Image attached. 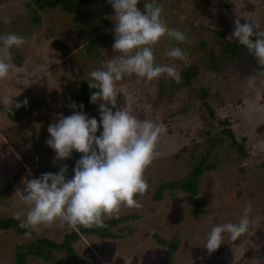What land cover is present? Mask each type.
I'll return each instance as SVG.
<instances>
[{"label": "rangeland", "instance_id": "1", "mask_svg": "<svg viewBox=\"0 0 264 264\" xmlns=\"http://www.w3.org/2000/svg\"><path fill=\"white\" fill-rule=\"evenodd\" d=\"M157 2L167 24L185 31L191 41L180 45L188 51L185 61L164 54L175 41L161 38L154 45L156 62L172 64L182 79L177 83L161 76L146 82L126 75L117 82L116 99V108L166 127L157 143L158 155L144 173L149 188L137 196L140 209L122 206L111 215H135L112 229L119 238L81 235L72 246L86 264H157L165 256V247L153 234L166 240L177 235L179 243L171 264H264V71L246 47L241 58H227L221 51L226 40L234 39L235 19L241 23L245 17L257 20L264 29V0ZM34 8L39 15L36 23L32 21ZM137 8L144 10L143 0ZM114 23L108 0H90L73 14L59 8L39 10L31 0H0V34L16 33L27 39L21 48L9 50L15 69L0 80V215L13 216L26 207L15 193L23 189L22 180L55 173L63 165L67 171L73 170L82 155L73 150L70 158L55 159L54 150L46 143L47 128L58 115L75 111L69 105L78 104L88 73L117 54L112 48ZM217 29L224 36L216 33ZM90 44H95L96 50L90 48L88 53ZM34 65L43 69L40 79L32 82L27 73ZM187 67L196 72L185 84L183 71ZM249 78L255 80L253 87L248 86ZM86 91L92 111L99 114V104L107 102H90L91 93L97 90L88 84ZM224 118L228 121L225 127L232 129L237 143H243L244 152L227 137L212 149L207 161L214 168L200 176L198 185L206 212L194 217L193 196L180 190H165L154 200L152 195L161 181L180 178L192 168L205 152L207 139L219 135L223 127L219 121ZM98 130L100 135L99 120ZM72 175L66 173V178ZM245 205L252 208L249 232L235 241L226 239L209 253L203 243L211 227L238 221ZM23 219L21 216L20 223ZM72 228L55 221L38 227L35 233L60 241ZM25 240L12 230H0V264H14L15 247ZM26 264H71V260L64 253L53 252L50 260L28 256Z\"/></svg>", "mask_w": 264, "mask_h": 264}, {"label": "clouds", "instance_id": "2", "mask_svg": "<svg viewBox=\"0 0 264 264\" xmlns=\"http://www.w3.org/2000/svg\"><path fill=\"white\" fill-rule=\"evenodd\" d=\"M108 2L114 10L112 48L117 54L91 70L87 80L89 87L97 90L91 93L90 102H107L98 106L100 135H96L97 118L88 117L83 111H73L68 116L60 114L55 123L49 124L46 143L54 150L55 159L70 158L73 150L82 155L73 167L71 178H66L67 165H63L55 173L45 172L22 180L23 189L15 193L26 207L15 211L13 216L24 217L21 226L25 228V237L30 238L38 227L55 221L69 227L103 228L105 218L119 212L122 206L140 209L142 204L137 196L149 188L144 173L158 155L157 143L166 127L163 123L138 118L123 107L116 108L117 82L126 75H135L146 82L166 76L179 83L182 77L175 66L156 62L154 45L161 38L175 41L164 54L185 61L188 51L180 45L191 41L185 31L167 24L164 9L157 0H143V11L137 8L139 0ZM245 18L244 23L235 19L231 36L248 49L260 71H264V29L257 20ZM26 42V37L16 33L0 34V80L7 79L15 69L9 50L21 48ZM42 69V65L32 66L28 78L32 82L39 80ZM247 83L253 87L254 78H249ZM23 103L26 105L27 101ZM20 106V102L15 105ZM69 106L77 108L75 102ZM79 107L83 109V104ZM251 212V206L245 205L238 221L213 225L204 248L211 253L226 239L235 241L248 233Z\"/></svg>", "mask_w": 264, "mask_h": 264}, {"label": "trees", "instance_id": "3", "mask_svg": "<svg viewBox=\"0 0 264 264\" xmlns=\"http://www.w3.org/2000/svg\"><path fill=\"white\" fill-rule=\"evenodd\" d=\"M34 6L39 10H52L55 8H59L65 13L73 14L79 13L82 7L88 3L90 0H31ZM29 5V4H28ZM225 6H229L228 3H224ZM34 16L32 17L33 22H38L39 15L34 8L33 10ZM108 22V21H105ZM221 36H224L223 32L220 29L215 30ZM107 37L102 36L101 39ZM95 44H90L86 46V50L89 53L90 48L96 50ZM245 46L238 44V42L234 39L226 40L222 47L221 51L223 54L227 56V58H241ZM97 54V53H95ZM196 70L191 68H185L183 71V82L189 83L191 77L195 74ZM88 84L84 83L82 88L79 91L80 100L77 104V108L75 111H83L88 117H95L97 121L99 120V114H95L92 111V107L89 103V95L87 93ZM206 95L205 90H202V97ZM264 97V93L262 94ZM83 104V109L79 107V105ZM206 107L209 109L207 103L204 102ZM211 116L214 115L213 111L209 109ZM227 119H221L219 124L223 127L219 131V135H214L207 139V147L205 152L200 155L197 159V162L193 164L192 168L182 177L173 178L166 181H161L155 188L154 194L152 195L154 200H159L162 197V194L165 190H180L186 192L193 196V204L194 217H198L200 214L206 212L202 199L198 196V185L200 176L207 170H211L214 168V164L207 161V158L210 156L212 149L218 144L222 143L224 137H227L231 140V143L236 144L240 153H243V143H237L234 133L230 127H225L227 125ZM96 135H99V130ZM196 146V145H195ZM66 173L73 174V170H68ZM134 214H123L119 216H110L105 219L104 227L98 228L96 226L85 227L83 225H75L74 228L69 230L64 234L60 241L53 240L51 238L45 236H39L33 231L32 236L25 237L24 232L25 228L21 226L19 219L14 218L13 216H5L0 215V230L3 231H14L26 238L25 241L18 243L15 247V256H14V264H26V259L28 256L39 257L45 260H50L53 258V252H60L66 254L71 260V264H86L85 260L81 255H79L72 243L80 238L81 235H93L100 239H116L121 235L113 231L112 229L116 227L118 224L128 220L134 219ZM118 229H121L119 227ZM155 241L165 247V256L159 261L157 264H171L173 253L175 252L179 238L177 235H174L170 239L166 240L156 234H153ZM220 248V247H219ZM218 248V249H219Z\"/></svg>", "mask_w": 264, "mask_h": 264}]
</instances>
